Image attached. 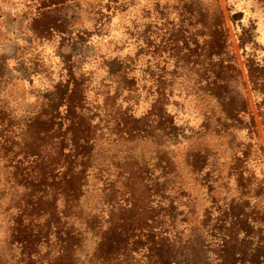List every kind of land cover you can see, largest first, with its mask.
Here are the masks:
<instances>
[{"label": "rangeland", "instance_id": "rangeland-1", "mask_svg": "<svg viewBox=\"0 0 264 264\" xmlns=\"http://www.w3.org/2000/svg\"><path fill=\"white\" fill-rule=\"evenodd\" d=\"M175 30L181 40L178 66L172 50ZM210 36L220 55L214 71L226 97L222 103L203 93ZM250 58L264 62V0H0V118L5 116L18 132L57 85L76 77L84 81L88 107L103 109L106 99L108 105L115 102L116 113L132 105L140 119L153 104L150 94L161 87L173 127L153 125L132 148L164 187L162 205L182 249L200 264H216L203 221L214 212L213 202L222 207L224 199L239 198L234 157L250 142L242 185L246 188L252 177L264 179V94L252 88L249 73L256 69L250 68ZM125 73L135 76V83L124 79ZM117 88L124 91L116 99ZM102 113L94 121L97 150L109 166L111 156L121 151L124 157L131 144L109 140ZM15 161L0 157V264L20 260L9 237L17 195ZM105 175L101 181L93 171L88 177L85 218L109 210Z\"/></svg>", "mask_w": 264, "mask_h": 264}, {"label": "trees", "instance_id": "trees-1", "mask_svg": "<svg viewBox=\"0 0 264 264\" xmlns=\"http://www.w3.org/2000/svg\"><path fill=\"white\" fill-rule=\"evenodd\" d=\"M171 37L178 66L182 60L179 32L175 30ZM217 54L210 36L204 50L208 84L203 93L222 103L226 97L214 71L220 60ZM249 60L250 68L256 69L255 74L249 73L252 88L264 94V62ZM123 78L129 83L136 79L128 73ZM83 82L74 77L57 85L35 118L18 129L19 133L9 126L5 116L0 118L1 160L20 159L12 172L17 195L15 217L9 228L12 246L20 251L16 264H200L173 236L171 214L161 201L164 187L152 179L144 156L132 148L135 139L153 125L173 127L174 117L167 120L165 91L161 87L154 90L150 94L151 108L136 119L132 105L126 107V113L121 109L118 113L112 111L115 102L108 105L106 99L103 109L88 107ZM123 91L116 89V99ZM125 91L131 93L130 89ZM102 111L109 140L118 145L131 144L124 157L120 158L121 151L111 156L109 166H104L102 153L97 150L94 121ZM252 148L250 142L242 155L234 157L239 162L234 173L239 198L224 199L222 207L213 202L210 209L215 213L207 212L203 221L216 264L264 261V179L252 177L247 179L246 188L242 185ZM92 171L100 181L104 173L108 177L103 179V192L109 210L104 216L90 213L85 218L82 201Z\"/></svg>", "mask_w": 264, "mask_h": 264}]
</instances>
